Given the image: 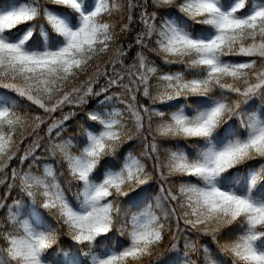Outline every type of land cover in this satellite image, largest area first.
Instances as JSON below:
<instances>
[{"label":"snow or ice","instance_id":"6c2138e0","mask_svg":"<svg viewBox=\"0 0 264 264\" xmlns=\"http://www.w3.org/2000/svg\"><path fill=\"white\" fill-rule=\"evenodd\" d=\"M53 249L264 264V0L0 4V264Z\"/></svg>","mask_w":264,"mask_h":264},{"label":"trees","instance_id":"16d2710c","mask_svg":"<svg viewBox=\"0 0 264 264\" xmlns=\"http://www.w3.org/2000/svg\"><path fill=\"white\" fill-rule=\"evenodd\" d=\"M8 0H0V4H4L7 3ZM255 106L259 107L260 102L259 101H254L253 102ZM80 123H82V121L79 122H73L70 125L69 128V135H79V126ZM113 243H125L123 238L120 237H114L113 238ZM70 246V241L67 240V238L63 239V242L61 244V247L67 251L69 249ZM111 246V245H109ZM73 254H75V249H72ZM50 264H57V262L62 261L64 259L63 255L60 253L59 249H53L51 250L50 256ZM180 255L177 254H170L167 255L161 260L160 264H180Z\"/></svg>","mask_w":264,"mask_h":264}]
</instances>
